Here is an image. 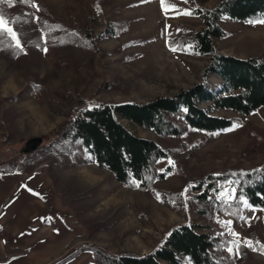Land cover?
<instances>
[{
    "label": "rangeland",
    "instance_id": "374dc122",
    "mask_svg": "<svg viewBox=\"0 0 264 264\" xmlns=\"http://www.w3.org/2000/svg\"><path fill=\"white\" fill-rule=\"evenodd\" d=\"M93 1L34 0L32 5L20 6L24 13L38 16L40 10L34 5L44 4L56 18L86 32L92 46L46 45L13 59L0 51V163L21 154L29 139L53 131L81 102L94 106L146 101L174 95L204 79L210 57L192 48V36L203 21L191 11L197 5L210 8L218 0H97V6ZM3 17L25 47L22 33ZM219 24L225 35L214 43L221 53L241 58L264 55V23L225 17ZM31 26L38 27L36 22ZM206 80L214 90L222 84L215 74ZM213 114L237 122L223 131L185 127L180 136L161 138L124 120L134 134L175 152L158 163L160 169H170L165 179L156 181L153 191L123 185L95 163L82 140L72 143L71 152L53 151L34 162L22 157L16 165L21 170L51 175L73 218L74 233L67 249L47 264H60L78 244H95L112 254H147L182 223L195 224L199 232L211 234L215 259L264 264V208L248 207L244 201L238 220L221 211L207 216L200 211L204 205L196 198L199 191L195 188L211 173L264 163V107L251 115L232 109ZM45 143L43 138L39 146ZM219 197L234 200V184L221 182ZM83 252L81 264H95L93 252ZM15 253L19 252L9 251L7 258ZM182 264L193 263L183 257Z\"/></svg>",
    "mask_w": 264,
    "mask_h": 264
},
{
    "label": "trees",
    "instance_id": "16d2710c",
    "mask_svg": "<svg viewBox=\"0 0 264 264\" xmlns=\"http://www.w3.org/2000/svg\"><path fill=\"white\" fill-rule=\"evenodd\" d=\"M98 1H93L95 6ZM33 3L34 0L31 3L26 0H0V13L8 17L9 23L22 33L26 42L25 47L17 48L9 35L0 36L1 53H8L13 59L24 51L46 45L92 46L86 32L76 24L56 18L44 4H37L40 10L38 16L32 12L24 13L20 7ZM191 13L200 16L203 21V27L192 36V48L196 53L210 57L204 68L203 80L178 90L174 95H160L146 101L94 106L81 102L53 131L43 136L47 143L1 162L0 175L24 171L16 166L22 157L34 162L53 151L71 152L72 143L82 140L95 163L108 169L123 185L153 191L156 181L165 179L170 169H160L158 163L175 152H169L154 139L134 134L124 120L166 138L182 135L185 127L215 132L227 130L237 122L234 118L213 114L214 110L232 109L251 115L264 107V55L241 58L224 54L214 43V39L225 35L219 24L225 17L241 22L264 19V0H218L210 8L197 5ZM35 22L37 28L31 26ZM112 30L115 34L118 31L113 23ZM210 74L222 79L216 90L208 86L206 78ZM33 154L35 158L32 159ZM131 180H137L139 186L132 185ZM221 182L234 184V200L219 197ZM195 188L199 191L196 198L204 205L201 213L209 216L214 211L227 212L238 220L244 201L264 208V163L251 168L234 166L211 173ZM197 228L192 223L178 224L161 246L143 255L129 252L112 254L95 244H78L76 250L60 264L85 250L93 252L95 264H182L183 257H188L193 264H233L228 260L215 259L211 251L215 245L211 234L199 232Z\"/></svg>",
    "mask_w": 264,
    "mask_h": 264
},
{
    "label": "crops",
    "instance_id": "0c3cea01",
    "mask_svg": "<svg viewBox=\"0 0 264 264\" xmlns=\"http://www.w3.org/2000/svg\"><path fill=\"white\" fill-rule=\"evenodd\" d=\"M68 206L45 171L0 175V264H47L74 231ZM9 251L14 255L7 258ZM85 252L64 264H81Z\"/></svg>",
    "mask_w": 264,
    "mask_h": 264
},
{
    "label": "snow or ice",
    "instance_id": "6c2138e0",
    "mask_svg": "<svg viewBox=\"0 0 264 264\" xmlns=\"http://www.w3.org/2000/svg\"><path fill=\"white\" fill-rule=\"evenodd\" d=\"M26 2L31 3V0H26ZM161 3H163V0H161ZM34 6L35 7H38L37 5H34ZM186 14H191V13H186ZM257 22L258 23H264V19H261L259 21H249V23H257ZM5 34L10 35L13 38V40H15V46L17 48H19L21 46L19 39L16 38V33L13 31L12 28L6 27L5 21H4V17H3V13H0V36H3ZM173 50H175V49H173ZM130 183L132 185H134V186H139V182L137 180H131ZM233 191H235V189H233ZM245 205L248 206V207H251V205H247V202L246 201H245ZM234 243L238 246L240 242L237 240V241H234ZM245 243L249 247L252 246V242L251 241H245ZM229 251L231 252L232 249L229 248ZM261 251H264V245H261Z\"/></svg>",
    "mask_w": 264,
    "mask_h": 264
},
{
    "label": "water",
    "instance_id": "95a60500",
    "mask_svg": "<svg viewBox=\"0 0 264 264\" xmlns=\"http://www.w3.org/2000/svg\"><path fill=\"white\" fill-rule=\"evenodd\" d=\"M42 140V137H33L29 139L27 145L21 150V153H29L32 150H35L42 142Z\"/></svg>",
    "mask_w": 264,
    "mask_h": 264
}]
</instances>
